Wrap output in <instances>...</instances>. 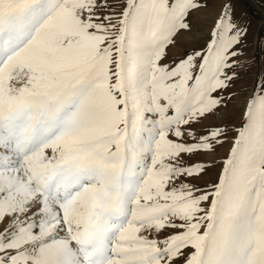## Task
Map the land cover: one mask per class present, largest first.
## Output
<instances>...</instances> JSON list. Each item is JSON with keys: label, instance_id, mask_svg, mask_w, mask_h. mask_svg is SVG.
I'll return each mask as SVG.
<instances>
[{"label": "snow or ice", "instance_id": "obj_1", "mask_svg": "<svg viewBox=\"0 0 264 264\" xmlns=\"http://www.w3.org/2000/svg\"><path fill=\"white\" fill-rule=\"evenodd\" d=\"M250 36L234 0H0V264H264Z\"/></svg>", "mask_w": 264, "mask_h": 264}, {"label": "rangeland", "instance_id": "obj_2", "mask_svg": "<svg viewBox=\"0 0 264 264\" xmlns=\"http://www.w3.org/2000/svg\"><path fill=\"white\" fill-rule=\"evenodd\" d=\"M214 4H219L223 2V0H211ZM236 5V10L238 13H242L247 17L250 21V29L251 36L249 38L248 43L251 47L248 49L251 56H255L259 50V44L262 37V33H264V0H234ZM259 61H257V68L254 71H258ZM252 79L251 74H247L244 76V79L241 82H238L237 89H240L243 84H250ZM241 111L240 102L237 101L235 105L229 110L226 114H221L218 118L213 121H209V123H221L224 119H228L230 121L229 128H233L238 125V116ZM226 148L219 149L216 159L219 160L223 157ZM207 157H198L196 159L191 160V163H197L201 161H206ZM215 169L213 170V175L215 174ZM193 183H199L203 185V181H193Z\"/></svg>", "mask_w": 264, "mask_h": 264}]
</instances>
